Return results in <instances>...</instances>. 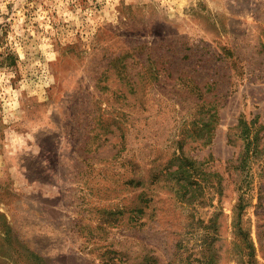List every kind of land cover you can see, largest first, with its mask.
<instances>
[{"label": "rangeland", "instance_id": "374dc122", "mask_svg": "<svg viewBox=\"0 0 264 264\" xmlns=\"http://www.w3.org/2000/svg\"><path fill=\"white\" fill-rule=\"evenodd\" d=\"M113 263L264 264V0H0V264Z\"/></svg>", "mask_w": 264, "mask_h": 264}, {"label": "trees", "instance_id": "16d2710c", "mask_svg": "<svg viewBox=\"0 0 264 264\" xmlns=\"http://www.w3.org/2000/svg\"><path fill=\"white\" fill-rule=\"evenodd\" d=\"M7 57L11 58L13 56H11L10 54L7 55ZM192 162H190L189 160H187L186 166H191ZM192 167V166H191ZM114 264V263H113Z\"/></svg>", "mask_w": 264, "mask_h": 264}]
</instances>
